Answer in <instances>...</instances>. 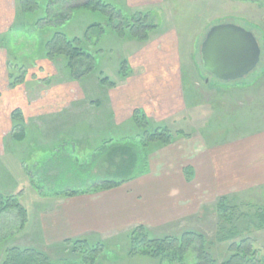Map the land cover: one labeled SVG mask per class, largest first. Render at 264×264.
I'll return each mask as SVG.
<instances>
[{
  "label": "rangeland",
  "instance_id": "1",
  "mask_svg": "<svg viewBox=\"0 0 264 264\" xmlns=\"http://www.w3.org/2000/svg\"><path fill=\"white\" fill-rule=\"evenodd\" d=\"M44 1L40 0L43 5ZM50 1V17L44 19L42 29L53 24L84 39L91 24L100 23L103 30L106 28L103 34L97 28L90 30V41L85 43L87 49L99 56V70L113 79L116 86H101L97 73L72 80L61 60L53 62L44 58L41 50L48 29L44 32L38 28L40 26L32 27V15L21 31L14 29L22 36L16 45V34L11 33L6 46L0 42V47H5L8 53L6 83L0 86L1 110L11 105L10 97L18 93L30 106L51 94L60 101L61 114L72 116L69 122L65 121L66 126L79 125L83 117L90 128L83 131L82 138L76 135L73 139L76 142L63 139L56 148L52 149L51 145V149L46 150L43 147H48L44 146L48 141L39 143V136L18 138V129L21 131L22 127L15 126L11 116L18 109L22 126L36 131L42 129L44 123L49 126L48 122L53 123L54 119L43 122L38 118H26L24 111L15 106L5 113L0 110V194H19L29 209L27 226L20 231L16 228L15 211L0 215V262L5 249L18 247L46 253L47 264H83L71 253L69 246L65 247L61 242L45 245L41 241L38 212L51 208L52 202H46L64 189L83 191L101 179L115 175L120 178L133 167L132 151L120 142L128 133H134L135 126L130 120L133 111L139 109L152 124L166 126L173 132L184 130L188 134L177 137L169 146L150 152L148 170L154 168V174L162 170L165 174L180 175L186 168L190 175L192 167L196 169V177L186 185L195 194L183 198L186 210L189 208L192 212L171 222L150 225L147 228L150 233L158 237L196 231L212 244L211 250L218 264L229 257L228 245L246 236L254 240L261 259L259 264H264V226L258 222L257 215L259 209H264V183H242L233 175L234 168L231 167L227 170L232 175H227V153L223 150L224 145L250 139L264 129V0H162L157 5L159 8L153 7L157 11H148L151 21L158 27L144 42L120 38L107 24V16L99 11L90 8L80 13L72 11L75 14L72 19L60 0ZM122 8L128 13L147 11ZM67 13L69 23L65 24L62 15ZM223 23H234L252 31L261 48L257 67L237 81L216 79L203 70L201 64L202 38L212 26ZM124 58L129 73L121 79L118 68ZM8 69L23 76L20 84L13 88L9 87ZM60 117H57L58 121L65 125ZM44 155L52 164L44 165ZM263 160L264 151L260 150L253 164ZM70 165L72 172L65 173V168ZM215 172L218 173L216 176L213 175ZM208 173L214 177L210 181ZM233 176L234 180H239L231 183ZM166 182L158 180L151 185L161 188ZM162 189L155 191L156 194H163ZM181 195L173 194L175 197ZM222 198L227 206L234 207L229 222L218 214L217 204ZM222 229L227 230L226 237ZM127 234L123 231L118 235L110 233L105 238L84 236L106 245L104 257L88 264H168L129 257ZM194 260L195 252L191 249L185 261L192 264Z\"/></svg>",
  "mask_w": 264,
  "mask_h": 264
},
{
  "label": "trees",
  "instance_id": "2",
  "mask_svg": "<svg viewBox=\"0 0 264 264\" xmlns=\"http://www.w3.org/2000/svg\"><path fill=\"white\" fill-rule=\"evenodd\" d=\"M60 1L67 8L68 12L79 8H90L103 13L107 16V24L112 31L125 40L144 42L149 39L150 33L158 27L157 24L151 21L148 11L128 13L122 7H118L105 0ZM50 2V0L44 1L43 5V3L37 0H17V5L20 12L35 14L36 20L32 27L40 26L38 28L42 29L41 27L45 26L41 25L45 22L44 19L50 17ZM60 14L59 12L57 13L59 16ZM62 17L64 18L62 22H66L69 14H64ZM60 28L61 26L56 27L53 24L47 28L48 31L50 29L51 31L43 43V49L41 50L43 57L53 62L61 60L68 76L72 80H81L88 75L97 73V79L101 86L107 88L115 87V81L99 70V56L90 49H87V43H85L90 41V30L97 28L103 34L106 28L103 30V26L100 23H93L86 29L83 35L84 39L71 35ZM45 29L46 27L42 30ZM95 41H92L93 44ZM9 71L10 69H8L9 87L13 88L20 84L19 81L22 80L23 76L19 72L13 73ZM128 73V63L124 58L119 63L118 76L124 79L128 76ZM11 118L15 126L22 127L21 131L18 129V138L24 137L25 128L22 126L20 111L15 109ZM130 123L135 126L134 133H128L120 142L122 146L132 151L134 156L133 167L131 166L126 174L120 172L119 174H122L120 178H117L119 175H115L114 178L101 179L83 191L69 188L57 194L67 197L78 193L98 192L117 187L147 172L148 154L150 152L173 144L177 137L188 136L184 130L173 132L166 126L152 124L139 109L133 111ZM50 162L52 161H46L47 164ZM122 165L125 166L124 162ZM187 171L189 170H186V173ZM217 209L218 214L224 221H231L230 218L233 214L231 212L234 207L227 206L224 198L218 202ZM9 211H15L17 230L25 229L29 219V209L19 194H0V215ZM257 215L258 222L261 226H264V209H259ZM230 230H233L232 225H230ZM221 231L225 233L227 230L222 229ZM226 236L227 234L225 233L224 237ZM127 237V254L129 257L138 256L156 261L157 263L167 262L168 264H172L176 261L179 264H187L185 258L187 252L192 249L195 252V260L192 264H218L211 250L212 244H209L207 239L196 231L186 230L179 235L168 234L155 237L150 233V230L139 225L130 229ZM61 244L65 245V247L69 246L71 253L83 264H88V262L91 263V261L95 260L98 261L96 258L100 256L104 257V254H106L104 242H92L87 237L67 239L62 241ZM227 251L230 252L229 257L224 259L220 264H259L261 262L254 240L246 236H242L238 241H232L228 245ZM3 255L4 257L0 264H47L49 262L48 255L35 248L11 247L5 249Z\"/></svg>",
  "mask_w": 264,
  "mask_h": 264
},
{
  "label": "crops",
  "instance_id": "3",
  "mask_svg": "<svg viewBox=\"0 0 264 264\" xmlns=\"http://www.w3.org/2000/svg\"><path fill=\"white\" fill-rule=\"evenodd\" d=\"M105 1L118 7H126L133 10L149 11L151 9L150 11H157V9L153 7L159 8V3L162 0ZM50 6L51 2L49 5V16L51 12ZM83 10H86V8H79L74 11H76V13H80ZM31 15L32 20H30V24L33 25L36 20V17L34 16L35 14H24L20 12L17 0H0V39H2L1 41L5 43L3 45L6 46L8 44L6 41H8L10 33L13 35L16 34L14 37V45H16L15 43H17V40L22 38V36H20L21 34L19 32L15 33L14 29L21 31L24 28V24L26 22L28 23L27 18ZM74 15V12L71 11L70 17H72V19ZM68 19L65 24L69 23ZM40 30L44 32L46 31L42 29ZM50 31L51 29L48 33ZM7 63V50L5 47H0V86L6 83L5 75L7 71ZM10 99L9 104L11 105L5 107L3 110L0 109L2 112L5 113L9 108L15 106L20 107L24 111L23 114L26 118H38L43 122L51 121L52 119L55 120L53 123L48 122L49 126H45L46 124L44 123V127L37 131L31 128L25 129V136H39V143H41L42 140L48 141V144L44 145L48 147L40 145L43 149H51V145H53L52 149H54L57 145L63 143V139L73 142L76 135L80 136L83 131L90 130L83 117H81L80 122L78 123L79 125L74 127L66 126L68 123L65 121L69 122L68 119L72 118V116L71 114L70 116H63L61 114V110L63 108L58 105L60 104V101L57 100L55 95H46L36 100L32 106L28 105L23 96L19 93L12 95ZM124 100L129 101V99ZM66 105L65 108L67 107ZM60 115L62 117H60ZM57 117H60V119L64 121L65 125H63L62 122H59ZM261 131V133L251 137L250 139L237 143L231 142L230 144H226V146L224 145L223 150L227 153L228 161V164L225 167L227 175H232V173L227 170L231 167L234 168L235 173L233 172V175L239 177L242 183L243 181H258L264 183V160L261 163L257 162L253 164L255 162L254 157L256 153L260 150L264 151V129ZM80 138L82 137L80 136ZM44 157V165L47 166L48 164L46 161L48 162V156L44 155ZM71 167L72 165H70V167L68 166L67 169L65 168V173H67V171L72 172L73 167ZM153 169L154 168L108 190L78 193L67 197H62L59 196V194H56L51 197L46 202V204L52 202L51 208L48 210H40L38 212L39 218L37 227L41 241L45 245H56V243L67 239L80 238L84 236H99L105 238L106 235L110 233H117L118 235L123 233V231L128 232L136 225H142L148 228L153 224L174 221L180 216L183 217L186 212H192L189 208L186 210L183 198L189 196L190 194H195L193 190L191 191V189L186 186L196 177L195 167H192L193 173L191 175L185 173L186 168H183L182 174L180 175H169V172L165 174L162 170L159 174H154L155 170L153 171ZM217 172L219 173V171ZM217 172L213 175L216 176L218 174ZM209 174L210 173H208V175ZM212 177V175H209V181ZM239 178L234 180L233 176L230 178V181L233 183L238 181ZM158 180H167V182L166 184H162L164 186L161 188H154L151 184L154 182L158 183ZM146 186H148V188L145 189ZM134 187H136V191L133 192L132 190ZM160 189H162L163 194H156L155 191ZM173 194H182L183 196L181 195L175 197Z\"/></svg>",
  "mask_w": 264,
  "mask_h": 264
},
{
  "label": "water",
  "instance_id": "4",
  "mask_svg": "<svg viewBox=\"0 0 264 264\" xmlns=\"http://www.w3.org/2000/svg\"><path fill=\"white\" fill-rule=\"evenodd\" d=\"M200 57L207 73L222 81H237L257 67L261 48L252 31L223 23L207 31L201 41Z\"/></svg>",
  "mask_w": 264,
  "mask_h": 264
}]
</instances>
